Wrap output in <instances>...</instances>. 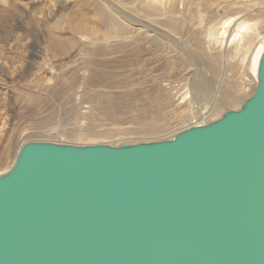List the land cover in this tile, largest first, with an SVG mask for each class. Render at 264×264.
<instances>
[{
  "label": "water",
  "instance_id": "obj_1",
  "mask_svg": "<svg viewBox=\"0 0 264 264\" xmlns=\"http://www.w3.org/2000/svg\"><path fill=\"white\" fill-rule=\"evenodd\" d=\"M0 264H264V51L239 108L169 139L23 143Z\"/></svg>",
  "mask_w": 264,
  "mask_h": 264
},
{
  "label": "bare ground",
  "instance_id": "obj_2",
  "mask_svg": "<svg viewBox=\"0 0 264 264\" xmlns=\"http://www.w3.org/2000/svg\"><path fill=\"white\" fill-rule=\"evenodd\" d=\"M220 8L227 9L226 15L219 14ZM244 10L247 13L239 16ZM4 17H7L11 24L15 18L18 19L13 28L8 26L7 32L3 30L5 25L1 22ZM53 24H59L60 31L52 29ZM33 25H37L38 29L41 27L40 32L42 28L50 30L45 34L49 40L50 51L47 53L50 56L45 53L42 57L36 51L41 45L37 46L31 35ZM263 34L264 0H0V69H14L16 76L17 69L29 68L36 58H40V79L52 81L56 77V69L71 66L84 71V83L92 88L98 86L94 84L101 80L92 75L99 67L122 63L133 71L137 67H145L146 64L161 69V65L174 63L180 66V70L177 69L178 74L169 75L166 80L171 84L184 81L182 85L185 90L181 92L180 89L181 93H175L174 89L178 90L177 85L169 86L167 82L168 86L163 85L167 93L163 88H158L160 92L157 94L162 96V99L164 96L169 99L166 107L180 114L178 122L181 125L177 127L178 133L191 126L214 121L216 117H221L229 106L243 104L254 93L258 84L259 61L264 51ZM13 35V40L8 45V39ZM199 58L207 62H204L205 75L215 72L220 61L222 67L229 68L227 72L224 71L227 80L225 82L224 79L223 83L233 91L228 90L225 93L222 90L224 95L221 94L222 97L219 96L218 100L213 93L216 102L212 105L201 103L207 96L209 98L212 89L211 79L208 81L207 76L198 75V68H192ZM234 70H237V74H231ZM162 74L164 75H160ZM13 76L14 73L9 76L8 81L0 82V174L10 170L23 144L18 145L12 157L14 150L11 144L6 143L11 139L13 121L10 103L13 93L19 89V84L14 81ZM220 77L222 78V73ZM132 80L130 77L126 79L125 86L122 87L127 89L132 86ZM237 80L235 84L233 81ZM159 82H162V79ZM145 94L147 97H156L155 92ZM93 101L92 104L81 107V118L89 119L95 108L101 109L106 115L109 114L110 105L105 100ZM132 104L136 109H140V105L136 107L137 103ZM114 106L119 110L121 107L112 105V114L117 113ZM142 110L145 108L140 111ZM155 116V112L149 113L146 119V116H142L146 122H139L137 126L142 130L135 128L136 132L144 134L161 130L160 126H157L158 123H155ZM114 130L124 133L118 129ZM109 134L114 136L112 130L82 129L74 136L98 138Z\"/></svg>",
  "mask_w": 264,
  "mask_h": 264
},
{
  "label": "rangeland",
  "instance_id": "obj_3",
  "mask_svg": "<svg viewBox=\"0 0 264 264\" xmlns=\"http://www.w3.org/2000/svg\"><path fill=\"white\" fill-rule=\"evenodd\" d=\"M226 11L227 9L220 8L219 14L224 16L226 15L225 13H227ZM245 11L246 10L241 11L239 16L245 15L247 13ZM7 19H8L7 17L1 19L3 26L5 25L3 28L5 32L9 30L8 26L11 29L18 23V19L16 18L15 21L12 22V24L11 22H8ZM36 26L37 25H33L31 27L32 30L31 35L34 38V42H36V45L37 46L41 45V47L36 48V51L39 52L36 53L44 57L46 54L49 55V53L47 52L50 51L49 40L45 37V34L50 32V30L48 29L47 31L46 28H42L40 32L41 27H39L38 29V26L37 27ZM53 27L54 28L52 29H54L55 31H60L59 24L56 25L53 24ZM14 35L10 36L11 38L8 39L9 40L8 45L9 43L12 42ZM45 39L47 40L46 43H45ZM40 62H42L41 59L36 58L30 64L29 68H24L21 70L17 69L16 71L18 72V75L16 76L14 69H6V68L0 69V82L8 81L9 76L12 73H14L13 79L16 83L19 84V89L18 91L13 93L10 103L11 104L10 107L13 113V121L11 126V133H10L11 139H9L6 143L7 145L11 144L12 150H14V152H12V157L14 156L18 145L29 140H48V141H56V142H68V143L77 142L78 144H85V143L109 144L110 143L111 145L113 144L115 145L117 143L116 145H119L122 143V141L144 142V141L169 139L177 134L178 131L177 127L181 125L180 122H178V118L180 117V114L174 113V111L172 112V110L169 107H166L167 103L169 102V99H165V96L163 95L164 96L163 99H165L163 100L161 98L162 96H160L157 93L160 92V91L158 92V88L159 89L163 88L165 90L163 85L168 86L167 82H169V86L177 85L176 87L178 90L174 89L175 93H177L178 91L180 92L181 91L180 89H182L181 92L185 90V88H183L182 85L184 81L181 80L178 81L180 84L178 82H176V84L172 82L174 84L173 85L170 83V81L166 80L169 75L178 74L177 69H179L180 66L169 62L168 64L161 65V69H155L146 64L145 67H137L133 71H130L122 63L111 67H99L96 69L97 71L92 72V75L98 76L99 78H101V80L97 81V83L94 84L98 86H93L92 88H90L86 83H84L85 80H84V76L82 75L84 71L82 69H78L76 67H71V66H68V68L65 67L59 68L60 70L56 69V75H55L56 77L52 81H44L43 79H40V75L42 73V67L39 66ZM204 62L206 61L205 60L203 61V59L201 60L199 58L197 59L196 63L194 62V65L192 66V68L195 66L194 69L195 68L199 69L197 73L198 75L201 74L202 77H204L205 75L204 67L206 65ZM221 62L222 61L218 62L217 63L218 66L217 65L216 66L220 69L222 73V78L220 77L221 73L217 67L215 69V72L213 73L208 72L207 73L208 75L207 74L205 75L207 76L208 81H210L211 79L210 86L212 90H210V92L212 93L209 96V98L207 96L206 99L202 100L201 103H207V104L210 103L209 105H212L213 103L216 102L214 98L215 96H217V100H218L219 96L222 97V95H224L223 93H221L222 90H224L225 93L228 92V90H232V88L229 86L226 88L225 87L226 83H223L227 69L229 70V68L226 69V67H222ZM174 70H175V74H174ZM216 70H218V72H216ZM160 72L164 73V75L162 74L163 77L159 79V77L162 76L160 75L161 74ZM229 72L230 71H228V73ZM218 73H220V75ZM216 74H218L220 79L218 76H217L218 78L216 77ZM231 74H237V70L232 71ZM129 77L133 79L131 81L133 84L132 86L127 87L126 89L125 87L122 86H125L124 82H126V79H128ZM216 78L218 79V81ZM161 79L162 82H159ZM135 80L138 81L136 82ZM226 80L227 79H225V82ZM233 82L237 84L238 80ZM178 84L179 86H182V88H178L179 87ZM114 86L116 87L114 88ZM101 87L102 89H100ZM236 87L239 88L238 85ZM93 88L94 90H92ZM96 88L98 90H96ZM232 91H230L229 93H231ZM145 92H152V93L155 92L156 97L155 98L147 97ZM164 92L167 93L166 90ZM213 93L215 96L213 95ZM93 100H99V101L105 100L110 105L109 114L106 115L102 112L101 109L95 108L93 109L89 119L81 118L79 116L81 107L92 104L94 102ZM133 100H135V102ZM132 102L137 103L136 107L140 105L139 106L140 109L139 108L136 109L135 105L133 107ZM112 105L121 106L120 110L117 109V106H114V108L117 111V113L115 112L117 115L111 113ZM238 105L241 106L242 104L236 103L234 107L229 106L230 107L229 109L232 108L237 109L240 107V106L238 107ZM134 108L137 111L134 110ZM142 108L143 109L145 108V110L140 111ZM154 112L156 115L155 118H157L155 123H158L157 126L158 127L160 126L159 128H161V130L155 133H144V134L140 132H136L135 128H138L140 124L139 122L142 121L146 122L145 119L150 117V116L147 117V115H149V113L152 114ZM120 113L122 116L120 115ZM142 116L143 117L146 116L145 119ZM219 117L220 116L216 117L214 120H216ZM139 118L141 119L138 120ZM82 129H88L91 131L112 130L114 136L113 134L112 135L109 134L105 136H100L98 137L99 139L97 137L79 138L77 136H74L76 132ZM114 129H118L120 131H123L124 133H118ZM131 130H133V132ZM1 165L2 162L0 164V167Z\"/></svg>",
  "mask_w": 264,
  "mask_h": 264
}]
</instances>
